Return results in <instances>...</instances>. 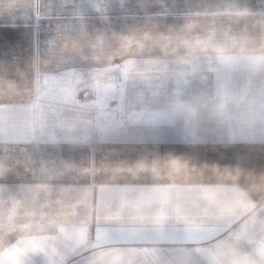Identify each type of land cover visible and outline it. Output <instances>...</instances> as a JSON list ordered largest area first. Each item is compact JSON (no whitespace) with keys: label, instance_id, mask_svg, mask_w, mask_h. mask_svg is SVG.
<instances>
[{"label":"crops","instance_id":"1","mask_svg":"<svg viewBox=\"0 0 264 264\" xmlns=\"http://www.w3.org/2000/svg\"><path fill=\"white\" fill-rule=\"evenodd\" d=\"M227 4L0 0L4 264L231 258L216 240L261 203L241 181L246 137L222 108L184 105L231 97L216 67L234 48L214 44Z\"/></svg>","mask_w":264,"mask_h":264},{"label":"rangeland","instance_id":"2","mask_svg":"<svg viewBox=\"0 0 264 264\" xmlns=\"http://www.w3.org/2000/svg\"><path fill=\"white\" fill-rule=\"evenodd\" d=\"M227 1V5L233 7L228 9V17L223 20L229 27V33L215 36L214 44L230 43L234 48L230 62H226V65L218 62L216 67L218 91L228 90L231 97L224 100L225 104L222 103L223 99L213 101L214 104L208 99L184 105L189 111L209 112L214 106L222 108L224 116L221 115V122L216 123L223 125L229 122L236 126L231 132L242 133L246 137L247 145L237 148L240 154L241 181L245 189L255 191L253 194L261 201L255 214L239 224V227L229 228L216 240L215 248L231 254L229 260L224 258L225 254H221L223 260H217V263L264 264V0ZM133 28L140 29L139 33L143 36V31H153L157 25L153 23ZM139 39L136 44L142 46L144 42ZM204 93L207 91L203 90L202 93L206 96ZM166 106L140 108L166 109ZM211 121L208 120L209 123Z\"/></svg>","mask_w":264,"mask_h":264},{"label":"snow or ice","instance_id":"3","mask_svg":"<svg viewBox=\"0 0 264 264\" xmlns=\"http://www.w3.org/2000/svg\"><path fill=\"white\" fill-rule=\"evenodd\" d=\"M0 264H4V261H3V259H0Z\"/></svg>","mask_w":264,"mask_h":264},{"label":"built area","instance_id":"4","mask_svg":"<svg viewBox=\"0 0 264 264\" xmlns=\"http://www.w3.org/2000/svg\"><path fill=\"white\" fill-rule=\"evenodd\" d=\"M79 98H80V96H79Z\"/></svg>","mask_w":264,"mask_h":264}]
</instances>
